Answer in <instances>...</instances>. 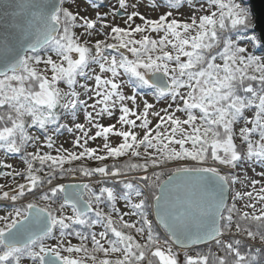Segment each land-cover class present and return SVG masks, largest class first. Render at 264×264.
Segmentation results:
<instances>
[{"label":"snow or ice","instance_id":"snow-or-ice-1","mask_svg":"<svg viewBox=\"0 0 264 264\" xmlns=\"http://www.w3.org/2000/svg\"><path fill=\"white\" fill-rule=\"evenodd\" d=\"M166 3L152 19L138 10L129 13L128 0H115L92 19L70 10L80 0H0V151L5 159L19 156L24 165L21 172L0 160V169L12 170L0 176L13 177L14 184V177L25 181L10 191L0 184V207L11 209L0 215V264H178L173 246L183 250L182 264H264V207L246 203L252 211H241L236 201L242 194L233 188L238 177L221 169H264V60L241 46L264 49V34L236 0H187L183 21L176 16L184 15L178 11L184 0ZM103 4L92 0L90 7ZM109 16L125 26H113ZM94 36L104 38L93 41ZM81 79L94 80V87ZM77 86L94 102L81 99ZM161 101L166 106L152 111ZM253 109L251 118L245 115ZM81 110L84 123L77 122ZM117 110L116 123H100ZM150 115L158 117L154 125ZM241 121L243 152L235 129ZM135 129L143 135L138 138ZM65 132L81 151L55 146ZM111 136L121 142L112 146ZM98 138L102 148L87 147ZM121 157L128 159L117 163ZM109 158L111 165L65 167ZM77 173L90 181L96 177L99 190L91 183L53 186L57 178H78ZM256 175L264 177V171ZM109 180L113 186H105ZM259 183L251 180L253 187ZM45 186L51 187L36 195ZM26 194L32 199L20 203ZM243 196L264 202V187L255 197L251 191ZM121 200L129 209L123 213ZM66 208L71 215L64 214ZM126 216L139 219L129 222ZM96 226L103 230L94 231ZM145 233L140 243L136 237ZM242 236L259 246L244 245L236 238ZM201 245L207 250L194 249Z\"/></svg>","mask_w":264,"mask_h":264},{"label":"rangeland","instance_id":"rangeland-1","mask_svg":"<svg viewBox=\"0 0 264 264\" xmlns=\"http://www.w3.org/2000/svg\"><path fill=\"white\" fill-rule=\"evenodd\" d=\"M115 0H106V3L105 5L101 6L99 9H92L90 7V4L91 2L87 1L86 0H80V7L77 8V7H71L70 10L73 11L74 13L75 12H79V14L81 16H86L88 18H92L94 19L95 18V13L97 11H99L100 13H105L108 11V8L109 6L114 3ZM129 2V8H128V12H132L134 10H138L139 12H141V14L145 15L146 18H152V19H155V18H158V15L159 14H162L164 11H165V8L167 7V3L164 1V0H128ZM202 2V0H201ZM133 3H137V8L136 9H133L131 7V4ZM193 3H196V0H193ZM159 5V10L156 11V10H153L155 9V7ZM198 6V4H197ZM214 10V9H212ZM176 11V10H174ZM179 12L181 13H184V15H177L176 18L183 21L187 18V14H188V4H187V0H184V3L183 5L179 8L178 10ZM200 13H198L197 15H199ZM109 23H111L113 26H116V25H119L121 27H124L125 25L123 24L122 20L120 19H115L113 20L112 17H108V21ZM135 23L139 24V23H142L139 18H136L135 19ZM135 26V24H133V27ZM99 27V25H98ZM77 32V34L79 35L81 30L80 29H76L75 30ZM105 33H107L109 31V29H104L103 30ZM145 34H148L151 36V38L153 39H159L160 36L163 35V33H145ZM192 35H194L195 33H191ZM142 34H137L135 38L139 39L141 38ZM104 37L103 36H94L92 37L91 39L94 41L95 39H103ZM111 42V41H109ZM241 46H244L248 49L249 53H251V49H252V45L250 43H247V42H241ZM168 51H172V49L169 47L168 49H166ZM252 54V53H251ZM254 54H257L258 53H254ZM261 58L262 60H264L263 58V55H261ZM53 59L56 60L57 62H59V58L56 57L54 54H53ZM219 62V61H218ZM44 65H40L39 68L43 69ZM96 67V73L95 74H99V69L97 66H94ZM48 75H51V73H48ZM105 76H107V74H103ZM80 83H87L89 87H94V80H88V81H85L84 79H81L80 80ZM61 88H63L65 91H67V87L66 85L64 84H61L60 85ZM77 91L81 92V99H85V100H88V97L86 95L83 94L84 90L79 88L77 86ZM125 93L126 94H131V89H128V88H125ZM149 102H153V98L151 96V94H149L147 97ZM94 101L93 100H88V103H93ZM137 102L138 104H140L141 106V110H142V102H141V99L140 97L138 96L137 98ZM129 103V106H131V102H128ZM166 104L165 102L161 101L160 103H158L156 105V108H154L152 111H156V110H159L160 108H163L165 107ZM175 106V105H174ZM91 110V109H89ZM254 109L251 110V111H248L246 110L245 112V115L248 116L249 118H251L253 115H254ZM177 115H181L179 113H177ZM119 116V111L117 110L115 115L112 117V118H103L100 120V123L107 126L109 124H113V123H116V120ZM183 118V117H182ZM149 119L152 120V124L154 125L157 120H158V117H153V116H149ZM63 122H66L69 124V126H72V122H71V119L70 118H66ZM77 122H81V123H84V116H83V110H81V112L78 114V119H77ZM139 123V122H138ZM243 126V121H241L239 124H237L235 126V129L237 131V137H236V143H241L242 144V141L240 140L239 138V135H238V132H239V128ZM120 125L117 124V129H120ZM126 130V129H124ZM93 133L95 131V129L92 130ZM134 131H136L138 133V138L141 137L143 135V130L142 129H135ZM39 134V133H37ZM78 134V133H77ZM43 136H41V142H43ZM74 139V135H69L67 134L66 132L62 135H60L58 138H56V144L55 146L56 147H60L61 145L63 146V148L65 149H68V150H75L77 151V153L79 151H81V149L77 148V149H73L72 148V141ZM109 142L112 146H116L118 145L120 142H121V138L120 137H116V136H111L109 138ZM104 144V140L102 138H98L95 142H89L87 147L89 148H97V149H100L102 148ZM178 147V146H177ZM246 147V144L244 145V149ZM29 151H35V149L33 148H29L28 149ZM42 152H47V151H50L49 149L47 148H42L41 149ZM141 151H143V148H141ZM246 151V149H245ZM52 154H56L54 150H52ZM98 154H103L102 152H98ZM0 160H4L5 162L7 163H11L14 167V169H16L17 171H21L23 172V169H24V165L22 163V161L20 160L19 156H15V157H8L7 159H5L2 151H0ZM84 160H88V159H84ZM90 161V160H88ZM93 161V160H92ZM253 167H255V172H253L252 170V167H249L248 164H243V165H240L238 164V167L237 169L235 170H231L233 172V174L237 175L238 177V181L236 183V185L233 186L234 188V191L236 192H240L242 194V199L236 201L237 203V207L241 209V211H249L251 212L252 210L251 209H247L244 207V205L246 203H256V208L257 210L264 207V202H258L254 199H250L246 196H243V193L245 192H253V196L255 197L256 194L258 193V190L260 187H264V177L262 176H259V175H256V173L260 172V171H264V169H261L258 165H253ZM4 171H12L11 169H4ZM245 176L247 178H245ZM71 178V177H70ZM15 179V184L13 183V177H6V176H0V184H5V188L4 190H8L10 191L11 189L15 188L17 184L19 183H25V181L22 179V177H14ZM69 179V177L65 178V179H59L57 180L55 183H53V186L56 185V184H59V183H63L65 181H67ZM251 180H259L260 183L257 184L255 187L252 186L251 184ZM96 184V183H94ZM50 186H45L43 189H38L36 191V195H39L41 194L43 191H46L47 188H49ZM32 199V194H26V197L20 201V203H23V202H27V201H30ZM56 207H58V205H56ZM117 207L120 208L121 212L123 213L124 211H128L129 209H127L125 207V202L124 201H118L117 202ZM9 210H11L10 208H5V207H0V215H4L6 214ZM64 214L65 215H71V210L69 208H66L64 210ZM115 218V217H114ZM135 218V216H126L125 219L128 220L129 222H135V220H133ZM72 240V243L73 244H78L79 241L75 238V237H72L70 238ZM143 238H141L139 236V240H143ZM88 246H90V244H88ZM73 256L75 257L76 254H73ZM114 258H119V255L116 254V255H113ZM87 264H92V262L89 260L87 261Z\"/></svg>","mask_w":264,"mask_h":264},{"label":"trees","instance_id":"trees-1","mask_svg":"<svg viewBox=\"0 0 264 264\" xmlns=\"http://www.w3.org/2000/svg\"><path fill=\"white\" fill-rule=\"evenodd\" d=\"M87 1H89V2H92V0H87ZM165 2H166V0H164ZM236 2H238V3H242V6H244V7H246L249 11L251 10L250 9V5L248 4V2L246 1V0H236ZM105 3H106V0H104V4L103 5H105ZM102 5V6H103ZM250 14H251V22L254 24V18H253V16H252V13H251V11H250ZM252 51H251V53L252 54H254V53H258V55H263V58H264V49H260V50H254L253 49V47H252V49H251ZM249 52V51H248ZM250 53V54H251ZM244 145L245 144H241V143H238L237 144V146H238V150H240V151H245V149H246V147H245V149H244ZM128 159V157H121L118 161H116L117 163H123L124 161H126ZM133 162H142V161H137L135 158H133ZM113 163V161L111 160V158H109L108 160H106V161H102V162H100V161H95V160H90V161H88V160H81V161H73L70 165H68V164H66L65 165V167H79V166H87V167H98V166H102L103 164H108V165H111ZM173 165L172 164H169L168 165V167H172ZM157 170H159V169H157ZM151 171V170H150ZM78 174V173H77ZM57 180H59V178H57L53 183H55ZM106 186H113L112 184H108V185H106ZM51 187V186H50ZM49 187V188H50ZM116 187V190H117V192L119 193V192H121L122 191V185H116L115 186ZM49 188H47L46 189V191L47 190H49ZM37 191V190H36ZM96 191H98V190H96ZM27 202H29V201H27ZM27 202H23V203H27ZM105 211H107V208H105ZM139 219V217H137V216H135V218L133 219V220H135V221H137ZM149 219L150 220H153L154 221V219L153 218H151V217H149ZM94 231H96V232H98L97 231V226H96V228L94 229ZM133 231V235H135V233H134V230H132ZM158 234L162 237V238H166V235L164 234V232H163V229H158ZM246 237V236H245ZM137 238V240L140 242V243H144L145 241H146V233H145V237H144V239L143 240H139V236H137L136 237ZM247 238V237H246ZM248 239V238H247ZM242 240V239H241ZM243 242H244V245H246V244H248L245 240H242ZM88 244H90V246H88L89 248L91 247V243H90V241H89V243ZM244 245H242V251H246L247 249H246V247H244ZM107 246V245H106ZM207 245H202V246H198V247H195L194 249L195 250H207ZM195 250H189V253H192V255H195ZM253 250H255V249H253ZM178 252V264H182V262H183V252H181V251H177ZM222 254V253H221ZM98 257L99 258H103V254H98ZM110 259H113V260H115V259H117V258H114L113 257V255L112 256H110L109 257Z\"/></svg>","mask_w":264,"mask_h":264},{"label":"water","instance_id":"water-1","mask_svg":"<svg viewBox=\"0 0 264 264\" xmlns=\"http://www.w3.org/2000/svg\"><path fill=\"white\" fill-rule=\"evenodd\" d=\"M251 8V13L254 18V24L256 25L255 31L264 34V0H246ZM0 172H4V169H0ZM70 183V182H66ZM155 219V218H154Z\"/></svg>","mask_w":264,"mask_h":264},{"label":"built area","instance_id":"built-area-1","mask_svg":"<svg viewBox=\"0 0 264 264\" xmlns=\"http://www.w3.org/2000/svg\"><path fill=\"white\" fill-rule=\"evenodd\" d=\"M85 180V179H84ZM239 239H242V240H245L247 243H252L256 246H259V242L258 241H249L245 236H242V237H237ZM174 250L177 251L178 250V247L177 246H173ZM215 250V248H214ZM190 255H192V253H189Z\"/></svg>","mask_w":264,"mask_h":264}]
</instances>
